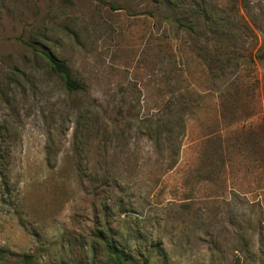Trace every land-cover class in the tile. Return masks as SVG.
Instances as JSON below:
<instances>
[{
  "label": "rangeland",
  "instance_id": "1",
  "mask_svg": "<svg viewBox=\"0 0 264 264\" xmlns=\"http://www.w3.org/2000/svg\"><path fill=\"white\" fill-rule=\"evenodd\" d=\"M101 237L264 264V0H0L5 264H106Z\"/></svg>",
  "mask_w": 264,
  "mask_h": 264
},
{
  "label": "trees",
  "instance_id": "2",
  "mask_svg": "<svg viewBox=\"0 0 264 264\" xmlns=\"http://www.w3.org/2000/svg\"><path fill=\"white\" fill-rule=\"evenodd\" d=\"M169 1V0H168ZM167 2V1H166ZM173 9V13H175V8ZM203 9L198 11H202ZM173 18L178 22V24L183 25L181 19L175 14ZM188 29L193 32V24H188ZM39 56L45 61L46 65L57 74L63 86L71 91H76L83 88V84L72 74V71L66 61L58 58L56 55L49 51L38 50ZM180 116V115H179ZM152 125H148V132H151ZM159 128V125H157ZM101 240L104 244L105 256L107 258L106 264H127L131 262V264H148L149 257L144 256L141 261L139 260H131V254L125 251V248L120 244L114 243L111 237L103 238ZM8 253L5 250H0V264H5L7 262ZM23 264H33V259L31 256H24L22 258ZM235 264H239L236 262Z\"/></svg>",
  "mask_w": 264,
  "mask_h": 264
}]
</instances>
